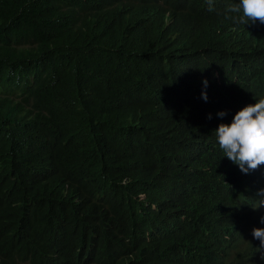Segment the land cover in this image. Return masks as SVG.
<instances>
[{
  "label": "trees",
  "instance_id": "16d2710c",
  "mask_svg": "<svg viewBox=\"0 0 264 264\" xmlns=\"http://www.w3.org/2000/svg\"><path fill=\"white\" fill-rule=\"evenodd\" d=\"M236 3L0 0V264H264L215 133L264 98Z\"/></svg>",
  "mask_w": 264,
  "mask_h": 264
},
{
  "label": "clouds",
  "instance_id": "9594fccd",
  "mask_svg": "<svg viewBox=\"0 0 264 264\" xmlns=\"http://www.w3.org/2000/svg\"><path fill=\"white\" fill-rule=\"evenodd\" d=\"M208 10L213 11L214 0H207ZM227 18L234 23L246 25L257 20L264 23V0H238V3L225 9ZM205 86L207 81H204ZM203 98L207 100L206 92ZM220 117L226 115L221 111ZM211 118V116H209ZM218 144L224 155L234 164H237L242 173H249L264 165V98L248 104L237 111L230 124L221 123L215 129ZM261 197L253 209L264 207V189L258 193ZM264 223V216L261 217ZM253 238L260 241L257 251L264 259V228H254Z\"/></svg>",
  "mask_w": 264,
  "mask_h": 264
}]
</instances>
